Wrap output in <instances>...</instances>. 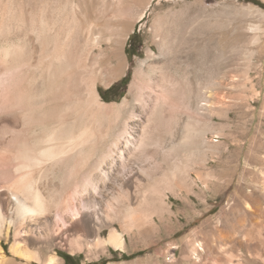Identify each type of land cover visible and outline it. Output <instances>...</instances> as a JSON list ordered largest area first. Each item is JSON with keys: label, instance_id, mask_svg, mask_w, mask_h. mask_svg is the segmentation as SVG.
<instances>
[{"label": "rangeland", "instance_id": "obj_1", "mask_svg": "<svg viewBox=\"0 0 264 264\" xmlns=\"http://www.w3.org/2000/svg\"><path fill=\"white\" fill-rule=\"evenodd\" d=\"M256 1L258 4L243 0H0V140L21 130L9 94L16 87L29 89L32 76L42 81L54 48L51 34L65 31L66 9L70 10L72 3L79 4L78 20L82 22V35L73 55L86 56L90 49L96 56L97 91L102 103L119 107L129 102L121 116L109 109L99 118V133L103 125L118 127L131 118L124 136L131 132L130 141H138L154 96L164 107L182 114L157 140L162 147L157 168L152 165V170L149 161V165L143 163L145 167L142 164L145 172H138L132 158L120 170L121 175H127V187L133 190L139 183L145 197L149 201L159 198L164 209L128 221L126 228L116 220L114 228L125 238L123 250L70 251L67 243L57 242L55 253L60 264H194L195 251L202 257L200 264H213L215 258L218 264H226L228 246L209 233L223 225H228L226 229L241 242L236 245L234 254L240 260L235 263L247 264L245 257L259 248L264 240V0ZM32 11L42 17L43 25L36 24L39 37L33 33ZM134 35L137 37L132 40ZM63 43L62 38L60 53L64 54L68 49ZM134 45L138 53L130 58L126 49ZM12 56L34 58L29 63ZM8 58L11 61L5 65L3 60ZM157 61L163 66L147 70ZM139 63H143L146 77L164 71L189 78L192 99L206 104L205 116L194 110L187 112L151 81L143 102H131L129 87ZM119 65L121 74L113 78ZM202 67L204 71H200ZM126 77V84L106 93L109 101H104L102 93ZM56 82L54 87L61 84ZM187 116L191 125L204 130V141L197 151L193 147L188 151L175 148L183 141ZM82 175L83 171L79 180ZM49 183L58 189L63 185L59 178L51 177ZM76 183L70 194L77 189ZM6 187L5 179H0L1 198L6 197ZM136 203L133 199V207ZM109 232L105 229L102 237L107 238ZM3 242L9 250L11 243ZM195 243H200L202 251L194 248ZM30 249L36 252L34 246ZM7 256L13 260L11 254ZM64 257H68L67 262ZM16 264L27 263L17 260Z\"/></svg>", "mask_w": 264, "mask_h": 264}, {"label": "bare ground", "instance_id": "obj_2", "mask_svg": "<svg viewBox=\"0 0 264 264\" xmlns=\"http://www.w3.org/2000/svg\"><path fill=\"white\" fill-rule=\"evenodd\" d=\"M67 6L70 4L65 8ZM78 12L79 4L72 3L70 10L66 9L65 31L51 34L54 48L52 56H49V65L53 71L48 70H51L50 66L48 69V66L45 67L46 75L40 83L32 76L28 81L29 89L16 87L9 94L11 109L15 119L21 121V130L11 132L7 140H0V179H5L8 184L6 197L1 198L0 195V264H16L17 260L27 264H60L61 260L55 253L57 242L67 243L71 246L70 251L83 248L105 250L107 247L123 250L125 238L114 228L116 220L126 228L128 221H135L141 215L159 214L164 209L159 198L149 201L145 197L139 183L133 186V190L127 187L124 182L127 175H121L120 170L132 158L138 172H145L142 164L149 161L152 162L150 168L152 165L156 167L162 151L158 142L160 136L173 124V120L179 121L178 117L182 114L164 107L160 98L154 96L150 101L152 106L148 110L147 122L139 128L141 137L138 141H130L131 132L124 136L131 118L118 127L103 125V131L99 133V118L109 109H114L117 117L121 116L129 102L124 101L119 107L102 103L97 91L96 56L91 55L90 49L86 51V56L73 55L72 51L82 35ZM31 14L35 24L33 33L39 37L41 31L36 24L43 25L42 17ZM54 14L55 11L51 16L54 17ZM62 38L63 45L68 49L64 54L60 53ZM15 58L29 62L34 56H12L11 59ZM8 59L3 60L5 65L10 63L11 59ZM143 63H139L136 78L129 87L131 102H143L151 81L162 89L161 93L172 96L187 112L194 110L198 116H205L206 104L192 99L193 82L189 78L182 79L164 71L151 75L152 78L150 75L146 77ZM160 66L163 65L158 61L151 62L147 70L153 72ZM121 69L119 65L113 70V78L121 74ZM200 71H204L203 67ZM56 80L61 83L58 87H54ZM188 119L187 116L183 141L174 147H182L186 151L193 147L197 151L204 141V130L195 128ZM81 171L83 177L79 180ZM51 177L61 179L63 185L55 188L49 183ZM75 182L78 187L70 194L69 190ZM245 197L250 199L247 193ZM133 199L138 201L135 207ZM227 226L211 228L209 233L215 241L228 246L226 264H238L235 261L240 260V256L234 253L236 245H241V242L232 230L226 229ZM105 229L110 230L107 238L102 237ZM3 240L11 243L9 250ZM260 242L258 251L255 250L251 257H245L247 264H264V240ZM30 245L35 247L36 252L30 249ZM195 247L202 251L200 243H195ZM247 247L253 250V247ZM7 253L13 256V260L8 258ZM193 254L194 264L203 262L200 254L196 251ZM212 261L218 264L217 258Z\"/></svg>", "mask_w": 264, "mask_h": 264}, {"label": "trees", "instance_id": "obj_3", "mask_svg": "<svg viewBox=\"0 0 264 264\" xmlns=\"http://www.w3.org/2000/svg\"><path fill=\"white\" fill-rule=\"evenodd\" d=\"M243 1H245V2H250V3H254V4H258V2H257L256 0H243ZM136 37H137V36L134 35L131 39L133 40V39H135ZM136 53H138V52H137V48H136L135 45H134L133 48L129 47V48L126 49V54H127L130 58H132L133 56H135ZM126 81H127V77L124 78V79H122L118 85H113V86H111L109 89H107V91H106L105 93H102L104 101H109V99L105 97V94H106V93H110L112 90H114L116 87H119L120 85H125V84H126ZM64 259H65L66 262H67L68 257H64ZM65 264H66V263H65Z\"/></svg>", "mask_w": 264, "mask_h": 264}]
</instances>
